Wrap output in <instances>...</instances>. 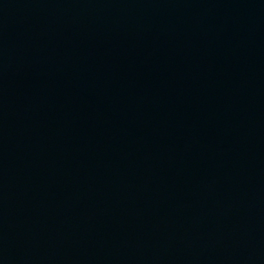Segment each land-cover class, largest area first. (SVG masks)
Returning a JSON list of instances; mask_svg holds the SVG:
<instances>
[{
    "label": "water",
    "instance_id": "obj_1",
    "mask_svg": "<svg viewBox=\"0 0 264 264\" xmlns=\"http://www.w3.org/2000/svg\"><path fill=\"white\" fill-rule=\"evenodd\" d=\"M0 264H264V0H0Z\"/></svg>",
    "mask_w": 264,
    "mask_h": 264
}]
</instances>
